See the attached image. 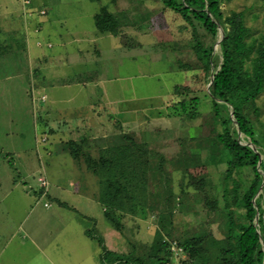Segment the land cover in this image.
Returning <instances> with one entry per match:
<instances>
[{
  "label": "rangeland",
  "instance_id": "1",
  "mask_svg": "<svg viewBox=\"0 0 264 264\" xmlns=\"http://www.w3.org/2000/svg\"><path fill=\"white\" fill-rule=\"evenodd\" d=\"M0 3L13 8L8 15L0 7V264H101L102 246L84 234L87 229L119 253L143 254L158 229L169 231V240L205 235L207 264H218L226 218L205 205L215 189L196 190L188 176L207 161L215 127L205 97L211 76L198 67L188 46L191 28L158 0H34L45 15L30 12L32 22L20 1ZM102 7L121 19L118 36L96 30L94 16ZM221 7L225 15L244 11L247 26L260 27L264 0H229ZM37 15L44 20L38 28ZM196 35L220 53L217 37L201 29ZM176 84L201 100L197 108L187 105L197 114L193 119L172 116L179 110ZM255 105L253 118L264 122V92ZM119 133L145 142L163 176L148 175L147 216L126 214L121 233L94 199L98 177L59 141L84 137L96 155L97 145ZM206 167L212 184L221 181L223 164L206 162ZM39 177L47 180L45 194ZM59 184L69 194L57 189ZM16 232L18 238L11 240Z\"/></svg>",
  "mask_w": 264,
  "mask_h": 264
},
{
  "label": "trees",
  "instance_id": "2",
  "mask_svg": "<svg viewBox=\"0 0 264 264\" xmlns=\"http://www.w3.org/2000/svg\"><path fill=\"white\" fill-rule=\"evenodd\" d=\"M158 1L191 28L194 38L188 41V46L199 63L198 67L201 66L207 76H213L211 82L208 80L210 85L205 94L212 105L211 119L215 124L208 139L206 162L223 164L225 169L217 184L211 183L205 161L200 168H194H198L196 174L188 172V176L189 184L196 190L205 189L207 193L209 187L215 189L216 194L207 197L209 200L205 205L211 210H221L226 218V236L221 245H217L218 264H262L264 122L253 118V114H258L255 102L264 92V12L260 27L252 29L246 24L244 11L224 14L221 6L229 0ZM94 22L100 34L118 36L120 33L121 19L106 7L95 14ZM219 26L224 33L218 54L214 53L212 44L205 45L196 33L201 29L215 39ZM126 46L131 47L132 44L127 43ZM173 90L180 99L176 98L179 110H175L172 116L193 119L197 114L191 108L198 107L200 98L189 96V87L182 84H176ZM188 104L191 108L187 107ZM229 108L233 112L232 117ZM222 109L227 111L225 117ZM88 146L84 137L78 141L70 139L61 145L72 158L81 159L86 169L98 177L99 188L94 199L101 205L108 224L121 233L124 227L122 219L126 214L147 216L143 212L147 177L156 178L158 175V178H163L160 166L151 162L154 155L148 145L135 141L131 135L119 133L106 145H97L96 155H92L93 148L89 150ZM245 172L247 179L243 177ZM84 233L102 246L101 264H168L171 261V241L182 246L189 264H197L198 260L207 264L209 261L205 258L206 236L201 234L177 241L167 238L171 236L169 231L165 235L158 229L152 244L139 254L110 251L93 230L87 229Z\"/></svg>",
  "mask_w": 264,
  "mask_h": 264
},
{
  "label": "built area",
  "instance_id": "3",
  "mask_svg": "<svg viewBox=\"0 0 264 264\" xmlns=\"http://www.w3.org/2000/svg\"><path fill=\"white\" fill-rule=\"evenodd\" d=\"M23 9H25V16H30L29 7L31 6V0H20ZM41 15L45 14L44 10L39 11ZM44 140V139H43ZM38 182L40 183V187L43 189L42 194L47 193V180L45 177H39ZM44 206H48L47 203ZM169 250L171 253V261L168 264H189L187 261L186 253L183 250L182 246L179 245L176 241H171L169 245Z\"/></svg>",
  "mask_w": 264,
  "mask_h": 264
},
{
  "label": "crops",
  "instance_id": "4",
  "mask_svg": "<svg viewBox=\"0 0 264 264\" xmlns=\"http://www.w3.org/2000/svg\"><path fill=\"white\" fill-rule=\"evenodd\" d=\"M18 1H20V0H18ZM21 2V1H20ZM3 4V3H2ZM1 3H0V7H4L5 9H6V14H8V15H11L12 14V5L10 4V6H8V5H2ZM29 10H30V12L33 14L35 11H40V10H43V8H41V7H39V6H37L35 3H34V0L32 1L31 0V6L29 7ZM30 13V17H29V19L31 18V22H32V14ZM45 14H43V15H41L42 17L44 16ZM28 16V15H27ZM38 17H37V21H35L37 24V27L36 28H38V27H41L42 26V23H43V19H42V17L40 16V15H37ZM8 18H11V17H8ZM41 18V19H40ZM24 45V44H23ZM30 73H31V71H30ZM86 79V78H85ZM84 80V79H83ZM73 80H69L68 82L69 83H71ZM85 81L86 80H84V82L82 83V86H84V83H85ZM66 81H64V82H62V84H64ZM44 112V111H43ZM63 126L64 125H66V124H63V123H61ZM69 134V133H68ZM69 135H71V134H69ZM59 138V137H58ZM68 139H70V138H67V139H62V138H59V141L61 140V141H63V140H68ZM72 139V138H71ZM73 140H76L75 138H73ZM63 153V152H62ZM68 186L69 187H71V186H74L73 184H71V182L68 184ZM57 187V189H59V190H61V191H63V192H66V193H68L69 194V192L71 191L70 189H68L67 188V186H62V185H57L56 186ZM74 188V187H73ZM68 190H70L69 192H68ZM73 191H75V190H73ZM19 198V197H18ZM21 201H22V199H20ZM57 201V203L59 204V206H61V207H67V208H71L70 207V204H67V203H65V202H60L59 200H56ZM63 203V204H62ZM66 206H65V205ZM93 218V217H92ZM23 221H24V219H23ZM22 225H23V223H21ZM23 227H24V225H23ZM22 231H23V236H22V238L20 239V241H23V239H24V230L23 229H21ZM85 234V233H84ZM18 236H19V233H14V234H12L11 235V237H10V239L11 240H15L16 238H18ZM16 241H18V240H16ZM3 249V248H2Z\"/></svg>",
  "mask_w": 264,
  "mask_h": 264
},
{
  "label": "water",
  "instance_id": "5",
  "mask_svg": "<svg viewBox=\"0 0 264 264\" xmlns=\"http://www.w3.org/2000/svg\"><path fill=\"white\" fill-rule=\"evenodd\" d=\"M222 35H223V33H222V31L220 30V27H219V31H218V34H217V40H216V45L217 46H219V44H220V41H221V38H222ZM213 79V76L212 77H210V82H211V80ZM210 85V83L208 84V86ZM232 114H233V112H232V110L230 109V116L232 117ZM254 149V148H253ZM263 183H264V180H263ZM263 183H262V185L260 186V190H262V186H263ZM257 217H258V212L256 213V216H255V223L257 224ZM262 243V246H264V244H263V242H261ZM262 264H264V259H263V263Z\"/></svg>",
  "mask_w": 264,
  "mask_h": 264
}]
</instances>
